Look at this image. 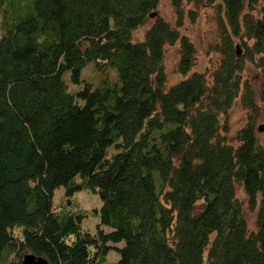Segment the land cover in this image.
Listing matches in <instances>:
<instances>
[{
    "label": "trees",
    "instance_id": "trees-1",
    "mask_svg": "<svg viewBox=\"0 0 264 264\" xmlns=\"http://www.w3.org/2000/svg\"><path fill=\"white\" fill-rule=\"evenodd\" d=\"M195 1L221 8L210 81L189 74L196 49L179 31L182 0L176 25L159 15L160 0H0V264H23L27 252L97 264L111 248L112 264H264V142L242 73L247 61L264 70V0ZM177 42L186 76L166 88L164 47ZM90 60L116 67L117 79L69 90L64 73L80 82ZM239 94L247 121L233 144L221 116ZM239 184L257 207L255 230ZM83 189L102 200L95 233L74 205Z\"/></svg>",
    "mask_w": 264,
    "mask_h": 264
},
{
    "label": "rangeland",
    "instance_id": "rangeland-1",
    "mask_svg": "<svg viewBox=\"0 0 264 264\" xmlns=\"http://www.w3.org/2000/svg\"><path fill=\"white\" fill-rule=\"evenodd\" d=\"M182 6L183 9H185V16L183 18V24L179 26V31L181 34H185L191 39L196 49V58L189 74L192 71H202L207 74L210 81L212 70L218 65L221 58V53L217 50V45L221 37L217 16L221 12V8L218 7L217 3L206 5L204 1H198V3H196L195 0H182ZM157 10L161 17L170 21L172 25H176L177 13L173 0H160ZM255 13L258 14V11L256 10ZM152 19L153 17L148 18L144 25L133 30V40H142L144 38L145 30L153 23ZM1 32L2 30L0 29V36ZM235 44L239 46V41L237 40ZM164 54L163 65L167 76L165 87L169 88V85L178 82L181 78L186 76L179 70L178 61L181 55L180 43H167L164 47ZM242 73L243 79H246L253 87L255 103L258 105L255 127L258 130V137L264 142V130L258 129V125L264 124V105L261 94L264 90V70L256 64L247 61ZM106 77L117 79L116 67L107 66L100 70L96 67L94 60H90V62L83 67L80 82L71 80L68 72L63 75V79L66 81L69 90L81 89L86 83L91 87L100 85ZM221 117L223 121H225V119L227 120V138L233 144H237V131L247 121V111L245 106H243L240 94L235 98L225 115ZM111 152H113L112 149L108 152V155H110ZM60 153L59 147L51 148L50 157L53 163L62 162ZM63 194L64 190L62 186L54 189L52 202L55 206L64 202ZM236 194H238L243 204V213L246 216L247 225L251 230L257 229L259 227L257 207H250L247 194L241 184L237 185ZM73 201H75L74 205L76 207H80L87 211L86 216L81 220V229L95 233L96 227L100 221L98 209L102 204V200H100L98 193H94L91 189L77 190L73 195ZM102 227L105 231H109L110 229V226L107 225H102ZM123 244V241L116 243L117 246ZM119 257L120 254L118 251L115 248H111L106 255L99 257L97 264H112L119 259Z\"/></svg>",
    "mask_w": 264,
    "mask_h": 264
},
{
    "label": "water",
    "instance_id": "water-1",
    "mask_svg": "<svg viewBox=\"0 0 264 264\" xmlns=\"http://www.w3.org/2000/svg\"><path fill=\"white\" fill-rule=\"evenodd\" d=\"M157 14V11H154V13H151L150 16L154 17V15ZM237 51L238 53H240V51L238 50L239 46L237 45ZM259 130H264V124H260L258 125ZM23 260L22 263L23 264H49L48 260L45 257H41V256H37L34 253H25L22 256Z\"/></svg>",
    "mask_w": 264,
    "mask_h": 264
}]
</instances>
